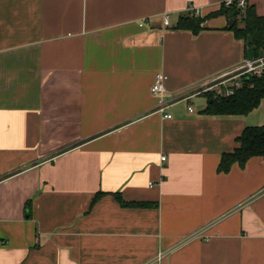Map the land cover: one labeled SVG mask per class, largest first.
Returning <instances> with one entry per match:
<instances>
[{"label":"crops","instance_id":"0c3cea01","mask_svg":"<svg viewBox=\"0 0 264 264\" xmlns=\"http://www.w3.org/2000/svg\"><path fill=\"white\" fill-rule=\"evenodd\" d=\"M222 2L0 0V264H264V160L218 171L252 119L197 94L253 57Z\"/></svg>","mask_w":264,"mask_h":264},{"label":"trees","instance_id":"16d2710c","mask_svg":"<svg viewBox=\"0 0 264 264\" xmlns=\"http://www.w3.org/2000/svg\"><path fill=\"white\" fill-rule=\"evenodd\" d=\"M220 15L225 16L228 20L226 30L230 31L238 40H247L248 45L252 48L253 57L264 55V20L257 15L254 6L247 5L243 10H240L234 6V3L227 7L222 2L218 10L206 17ZM206 17L193 14L180 15L172 28L197 34L204 29ZM241 82V86L235 88L233 94L228 96H215L212 91L202 93L207 100L202 112L207 115H246L257 108L264 98V73L261 76L243 77ZM235 141L237 145L233 151L221 155L218 171L228 172L234 163L244 166L246 161L254 156H260L264 160V124L244 127ZM101 195V193H97L93 203ZM115 197L124 207L150 205L143 202L125 201L118 193L115 194Z\"/></svg>","mask_w":264,"mask_h":264},{"label":"built area","instance_id":"2783aa9c","mask_svg":"<svg viewBox=\"0 0 264 264\" xmlns=\"http://www.w3.org/2000/svg\"><path fill=\"white\" fill-rule=\"evenodd\" d=\"M240 10H243L247 5L246 0H225L224 4L229 7L233 5ZM191 14L194 16H200V11L198 9H191ZM164 25L170 26V22L168 20V16L165 15L163 18ZM264 73V55L252 57V58H244L238 65L226 70L222 73L217 74L211 81L206 82L198 93H204L207 91L214 92L215 96H228L233 94L235 88L241 86V78L247 77L250 75L261 76ZM166 76L162 72H158L155 74L154 83L150 87L151 93L157 97V108L156 111L161 113L162 116L166 118H170L171 114L166 113L165 109L168 106V101L164 99L165 87L164 81ZM191 96L184 98V100L189 99ZM188 109L191 111L192 107L189 106ZM164 160V157L161 158ZM200 237H208L204 234L203 230H199L194 234L188 236L187 238H183L181 243L185 241L194 240ZM163 253H159L157 259L161 258Z\"/></svg>","mask_w":264,"mask_h":264},{"label":"rangeland","instance_id":"374dc122","mask_svg":"<svg viewBox=\"0 0 264 264\" xmlns=\"http://www.w3.org/2000/svg\"><path fill=\"white\" fill-rule=\"evenodd\" d=\"M248 118L251 120L252 125L264 124V98L261 100L257 108L248 113Z\"/></svg>","mask_w":264,"mask_h":264},{"label":"water","instance_id":"95a60500","mask_svg":"<svg viewBox=\"0 0 264 264\" xmlns=\"http://www.w3.org/2000/svg\"><path fill=\"white\" fill-rule=\"evenodd\" d=\"M232 15V14H231Z\"/></svg>","mask_w":264,"mask_h":264}]
</instances>
